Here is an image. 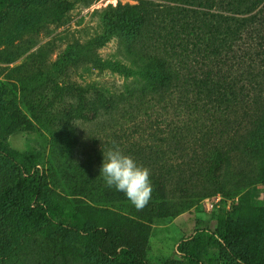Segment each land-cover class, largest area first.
I'll use <instances>...</instances> for the list:
<instances>
[{"label": "trees", "instance_id": "obj_1", "mask_svg": "<svg viewBox=\"0 0 264 264\" xmlns=\"http://www.w3.org/2000/svg\"><path fill=\"white\" fill-rule=\"evenodd\" d=\"M173 1L174 5L167 2L161 7L151 6L145 0L120 4L107 17L109 31L124 29L133 34L135 44L131 48L136 47L137 41L142 45L150 41L149 52L140 55L146 64L140 72L149 80L153 95L180 106L178 115L186 120V131L180 138L200 145V151L194 149L188 154L181 175L190 172V177L205 172L216 178L233 154L264 150V0ZM68 9L64 0H0V42L4 39L11 44L24 29H35L44 16L59 20ZM7 23L9 26H4ZM112 68L127 74L134 72L124 65L115 64ZM86 91L76 85L55 84L19 97L17 83H0V128L11 120L14 127L33 130L34 119L64 126L58 162L74 197L67 213L72 221L61 222L62 226L67 224L84 239L90 249L89 260L95 255L101 261L148 264L149 223L168 215L164 184L161 178L152 182V198L141 211L114 188L94 192L89 171L74 158L77 138L70 120H94L102 112L117 110L122 98L97 89L93 97H88ZM66 94L78 101L66 102L67 108L59 116L57 105ZM9 162L26 175L13 187L0 189L3 226L15 233H28L32 224L50 221L60 216L58 212H65L61 204L45 199L44 178L31 172L38 162L27 160L0 141V167ZM172 170L177 172L173 165L169 167ZM79 195L125 208L137 219L113 212L115 218L104 223L95 207ZM32 197L34 205L20 204ZM224 227L220 237L226 259L238 264H264V248L257 239V229H249L246 223H225ZM5 248L1 243L0 250ZM189 259L191 264H206L197 250L190 252Z\"/></svg>", "mask_w": 264, "mask_h": 264}, {"label": "rangeland", "instance_id": "obj_2", "mask_svg": "<svg viewBox=\"0 0 264 264\" xmlns=\"http://www.w3.org/2000/svg\"><path fill=\"white\" fill-rule=\"evenodd\" d=\"M64 1L69 9L59 20L44 16L35 29H24L13 43L7 44L4 39L0 42V83H17L19 97L59 84L87 89L88 97H93L97 89L116 99L122 98L117 110L102 112L94 120H70L77 138L73 153L75 160L89 171L96 193L108 188L99 170L103 151L112 146V141L138 164L150 169L151 183L162 179L168 215L149 223L148 264H191L192 250H197L206 264H238L223 254L220 231L225 223H246L249 229H257V239L264 248V150L233 154L216 178L205 172L190 177V172L181 175L188 154L194 149L200 151V145L180 138L186 131V120L178 115L180 106L153 95L149 80L140 72L146 68L140 55L149 52L150 41L143 45L137 41L136 47L131 48L135 44L133 34L124 29L109 31L108 15L120 4H135L139 0ZM145 1L156 7L167 2L175 4L173 0ZM115 64L134 72L115 70L112 68ZM71 100L78 101L66 94L57 105L59 116ZM33 121L34 129L28 130L12 126L8 120L0 128V141L27 160L38 162L31 172L44 178L45 199L61 204L65 212H58L60 216L53 217V221L32 224L28 233H15L0 220V244L6 247L0 250V264H120L101 261L95 255L89 260L90 249L84 239L67 224L62 226L61 222L72 221L73 217L67 213L74 197L70 181L60 171L58 162L64 126ZM190 135L195 137L194 133ZM172 165L177 172L169 171ZM24 175L11 162L0 167V189L13 187ZM219 194L223 197L220 206L208 209L206 199ZM79 197L95 207L104 223L115 218L113 212L137 219L125 208L92 201L84 195ZM29 202L34 205V197L20 204L27 206ZM41 205L46 209L43 202Z\"/></svg>", "mask_w": 264, "mask_h": 264}, {"label": "clouds", "instance_id": "obj_3", "mask_svg": "<svg viewBox=\"0 0 264 264\" xmlns=\"http://www.w3.org/2000/svg\"><path fill=\"white\" fill-rule=\"evenodd\" d=\"M103 151L100 177L105 186L123 192L137 211L143 210L152 198L153 187L150 169L137 163L123 152L116 141Z\"/></svg>", "mask_w": 264, "mask_h": 264}, {"label": "built area", "instance_id": "obj_4", "mask_svg": "<svg viewBox=\"0 0 264 264\" xmlns=\"http://www.w3.org/2000/svg\"><path fill=\"white\" fill-rule=\"evenodd\" d=\"M222 196L219 194V195H215L214 197L212 198H207L206 199V206L208 209H213L215 207H218L220 206V202L222 200Z\"/></svg>", "mask_w": 264, "mask_h": 264}]
</instances>
